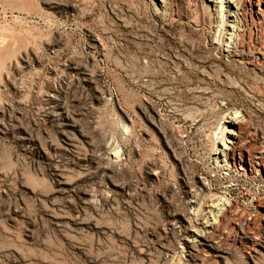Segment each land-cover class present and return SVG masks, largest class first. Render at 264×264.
<instances>
[{
  "label": "rangeland",
  "instance_id": "obj_1",
  "mask_svg": "<svg viewBox=\"0 0 264 264\" xmlns=\"http://www.w3.org/2000/svg\"><path fill=\"white\" fill-rule=\"evenodd\" d=\"M201 5L0 0V264H264V0L237 43ZM227 114L260 176L212 158Z\"/></svg>",
  "mask_w": 264,
  "mask_h": 264
},
{
  "label": "bare ground",
  "instance_id": "obj_2",
  "mask_svg": "<svg viewBox=\"0 0 264 264\" xmlns=\"http://www.w3.org/2000/svg\"><path fill=\"white\" fill-rule=\"evenodd\" d=\"M156 1L162 3V0H156ZM200 1L204 4V7L201 5L202 6L201 8L203 11L207 13L208 11L209 12L218 11L219 15L222 16L220 19V31H221L220 37H219L220 44L224 43L225 39L236 41V43L242 38L244 39L245 30L243 29V27L241 29L239 28L235 29L233 25L229 24V20L227 19L230 16L231 8H234L237 11H239L238 8L241 4H243L244 2L250 3L252 2V0H199V2ZM235 1H236V4L233 3ZM255 1H256V5L259 6V0H254V2ZM237 120L239 119L234 114L225 115L223 123H226L228 125L225 126L222 129V131H216V135L214 137L215 138V141H214L215 148L213 149V152L214 151L215 152L214 154L212 152V158L215 161H217L221 156L222 162L225 160L231 163L233 165L232 166L233 169H236L240 173L249 175V176H254V175L257 176L260 174L259 171H260V168L262 167L261 166V159H262L261 155L258 156V154H256L255 159H253L252 161L249 160L248 154H247V157L245 158V150L242 148L243 143H241L240 133L238 132V129H237V123H239L240 121H237ZM116 153H117L116 151H113L111 153L112 158H113L112 160L114 162L117 161ZM235 153H237V155H235ZM229 172L230 171H226L223 174H219V178H221V181L225 180L227 181V183H229V184H225L224 186H222V192L220 193V195L211 194L212 193L211 190L213 188L212 179L207 178L201 181L199 192L200 191L204 192L206 195L205 202L204 201H203L204 203L202 202L203 203L202 214L204 216L205 215H208V216L207 218L203 217V219H205V221L203 222L204 230H198V229L190 230L191 233L193 234L192 241L196 240L197 242H200V240H202L203 234L206 231L211 230L215 226L219 225L222 221L223 215L227 211H229L230 207H232L231 201L226 198V195L229 193V191L232 190V187H234L235 185L233 183L235 181L232 182L230 180ZM196 194L194 193L193 195H190L192 196V198L190 199H194L192 201L190 200L191 201L190 203L196 204V201H195L196 199L194 198ZM198 210L201 211L200 209ZM197 213L195 214L196 216L199 214ZM197 217L196 219L198 218L200 219L201 216L198 218Z\"/></svg>",
  "mask_w": 264,
  "mask_h": 264
}]
</instances>
